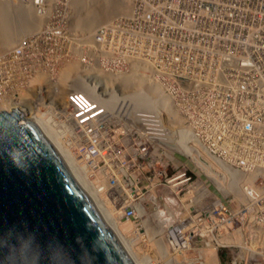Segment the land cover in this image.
<instances>
[{
  "label": "built area",
  "instance_id": "obj_1",
  "mask_svg": "<svg viewBox=\"0 0 264 264\" xmlns=\"http://www.w3.org/2000/svg\"><path fill=\"white\" fill-rule=\"evenodd\" d=\"M126 1L128 13L101 25L87 39L70 30L71 0H40L46 10L39 14L44 11L47 22L34 41L26 38L18 48L23 45L28 51L43 43L42 49H48L47 36L60 35L58 49L64 47L70 57L96 72L123 76L144 67L141 73L166 87L180 83V91L170 99L182 119L180 128L160 109H139L145 111L138 116H144L147 125L126 122L99 102L92 105L91 109H99L92 115L83 107L94 100L74 91L69 96L72 135L89 161L99 157L95 169L153 264H161L162 258L149 241L165 238L180 253L197 254L195 264H202V250L211 245H218L219 252H231L226 264L235 257L237 264H264V231L258 232L264 229V165L257 167V160H264V109L254 110L252 100L264 97V80L259 83L264 75V0ZM57 58L34 66V77L23 85L36 79L40 69L53 74L62 65V54ZM213 85L220 93L213 92ZM200 87L204 93L198 92ZM7 88L1 93L8 94L11 88ZM218 101L228 106L242 102L237 113L250 110L261 118L229 114L233 119L211 127L207 116ZM88 113L98 118L80 125L77 119ZM225 122H236L234 134L224 133ZM184 131L190 135L184 137ZM243 137L251 140L241 146ZM121 155H125L123 166ZM137 219L138 229L132 227ZM148 227L157 233L150 234ZM239 238L245 248L231 247ZM223 241H231L229 247ZM164 258L163 264H182L173 256Z\"/></svg>",
  "mask_w": 264,
  "mask_h": 264
},
{
  "label": "water",
  "instance_id": "obj_2",
  "mask_svg": "<svg viewBox=\"0 0 264 264\" xmlns=\"http://www.w3.org/2000/svg\"><path fill=\"white\" fill-rule=\"evenodd\" d=\"M0 112V264H153L72 133Z\"/></svg>",
  "mask_w": 264,
  "mask_h": 264
},
{
  "label": "bare ground",
  "instance_id": "obj_3",
  "mask_svg": "<svg viewBox=\"0 0 264 264\" xmlns=\"http://www.w3.org/2000/svg\"><path fill=\"white\" fill-rule=\"evenodd\" d=\"M45 1L46 0H44V2ZM47 1H49V0H47ZM88 1H90V0H79V5L77 6V10L79 13H77V15H75L74 5L78 1L74 0V3H73L71 0L70 7H69L71 10V21H70V25H69L70 30L78 32L77 29H75L73 27V19L75 17L76 18L75 19V25L77 27H79V30L84 32V34L78 32V35H80L82 38L88 39L95 32V31H92V28L94 25V24H91L94 21L93 20L91 22L92 19H96L93 23H97V22H100V20L104 21L106 19L111 18L112 16H114L115 12L117 13L119 11V13H120V11L124 12L126 10V8L124 10L123 6L121 5V2H122L124 7H126L125 6L126 4L123 2V0H92L91 1V3L93 2L92 4H90V3L88 4ZM25 2L26 1L22 0V2H20V4L17 3L16 6L17 7H20V6L25 7L26 12H25V10H23L21 12H16L15 11V9H17L16 6H11V4L9 2H6V1H4V2L0 1V49L3 50V48L15 46V43L18 41L20 35L22 33L26 32L28 30V28H33L34 30L35 29L38 30L41 27V25L43 24L42 20L45 19V14H44V11L39 14V11L45 9V7H44V5H41L40 0H39V4H35L36 0H29L28 1L29 3H25ZM15 3H16V1H15ZM29 7L35 11L38 18H33L34 15L31 13V11H29ZM41 14H43L44 16ZM116 15H118V14H116ZM37 21H39L40 24L39 23L37 24L36 23ZM44 23H45V21H44ZM101 25H103V24H100L98 26V28ZM81 28H83L84 30ZM36 33L37 34H35V35H38V32H36ZM109 33H110V31H109ZM35 47H37L39 50L42 49V45L35 44ZM18 49L23 52L22 55H24L25 53H28V51L26 50V48L23 45H21L20 48H16V50H18ZM184 55L189 56V54H184ZM3 56L4 55H0V58H2ZM18 58H20V56ZM181 58H183V56ZM248 62H250V60H247L245 63H248ZM17 63H19V62H17ZM2 64L3 63L0 62V65H2ZM79 64L83 65L80 62H79ZM79 64H77L76 62H71L68 65L66 64L67 67L65 66L64 70L62 72H60L61 74L59 73L58 78L56 79L57 80L56 84H50L49 83L50 78L48 76H47L48 78L46 76H43V75L40 78L37 77L38 79L37 78L36 79L38 80L39 83H44V82L49 81L48 87L45 86L46 88L44 87V89H41L42 91H41V93H39L41 97L39 96L40 98L39 97L37 98V100H39V101L33 100V102H32V101H29V99H24V97L23 98L22 97H16V98L10 97L9 101H4V100L0 99V111L3 112L5 110H7V111L11 112V111L15 110L16 108L22 109L27 114L26 118L32 119L37 111L45 110V111L49 112V110H51V108H52V106H50L51 104L46 106V104H49V101H50V100L48 101L47 98L50 97V98H53L52 100H54V103L57 106V107H54L53 109L57 110L59 108L61 110V111H59L58 116L60 117V120L63 123V127L65 129H67L69 132L72 131L74 133V125L71 123V120H74V118H72V113L74 115V112H73V109L71 111L69 101L66 102L68 94L64 90V89L68 88V89H71L72 92H74V91L80 92V93L82 92V93L86 94L88 97H90L92 100H94V102H92L89 106H86V107H83L82 104H80L83 107L84 111H92V112H90L92 115L94 113H97L99 110L98 108L91 109L92 105L94 106L95 103L99 102L100 104L101 103L104 104L103 107L105 109H107L109 111V113L110 112L114 113L116 116L121 111L122 112L119 115L122 116L123 112H124V117H125L126 122H129L130 120L134 119L136 122L141 121L142 123L147 125V120L144 119V116H138V113H142L145 111H142L139 109H147V110L160 109L162 111H165L168 114V116L170 117L171 123H173L176 126H178L179 124L182 125V119H181V117L178 116V114L176 112V108L172 104V101L170 100L171 98L175 97L174 95L176 93H178L180 91V87H179L180 83L176 82L173 87H171V86L166 87V84L163 85L162 83H159L158 81L156 82L152 78L151 75H149V74L147 75L146 73H141L140 71H142L143 69H146L144 67H142L140 69L135 68L133 70V72L131 74H128V75L122 76V74H121V75L109 76V75L101 74L100 72H96L95 69L84 65L83 67L89 68V70L91 71L87 75L84 74V76H85L84 77L81 75H77V74H80L79 72L81 69V66H79ZM190 65L194 66V64H191V63H190ZM226 66H229V65H226ZM194 67H197V66H194ZM18 68L24 70V68H26V67L23 66V67H18ZM2 69H0V83L2 82L1 79H3ZM224 69H226V68H224ZM85 72L88 73V71H85ZM229 73H227V76ZM92 75L95 77H93ZM129 75H132V76L137 75V77H139L141 80H143L141 77L144 76L152 82L151 83L149 81L150 85H154V86L157 85V86H155V87L150 86V90L149 91L147 90L148 92L145 93L143 91V89H145L147 82L144 80L145 84L142 82L141 83L140 82L135 83V82H133V79ZM127 76H129V77H127ZM124 77H126V78H124ZM17 79H19L18 76L12 81V83L18 82ZM99 79H101V81ZM263 80H264V75H261L259 83H261ZM109 81H112L113 83L115 82L121 86H125L126 89H128L129 86H131L136 91H140V95H138L139 97L126 98L127 100L131 99V102L129 104H131L133 102L134 105L133 104L132 105L134 107H132L131 105H128V103H126V105H127L126 106L124 100L122 99L124 102V104H123L121 102L122 100H119V98L117 97V95L115 94L114 91L110 94V97L106 96L107 95L106 92H105V95L103 94L100 96L98 94V92H97L98 87L97 86H101L104 88L108 87L109 83L107 84V82H109ZM91 82H92V84H91ZM101 82H103V84ZM6 83L7 82H5L3 84H6ZM96 83L98 85H94ZM100 84H102V85H100ZM113 86L114 85H112V86L110 85L109 87L112 88ZM158 86H160V89L164 90L163 94L160 93L158 95V93H156V91L158 92V89H159ZM148 87H149V85H148ZM4 89L5 88H3V87L0 88V97H4L3 96L4 94L1 93V90L4 91ZM112 89H114V88H112ZM120 89H122V91H123L121 96L128 94L127 92L124 91L123 88H120ZM211 89L213 90L214 93H220L218 91L217 86H215V85H213ZM106 91L108 93V91H110V90H106ZM153 92H155L156 94H153ZM198 92L204 93L201 87L199 88ZM156 95H158V97ZM4 98H6V97H4ZM105 98L107 99L106 103H104ZM144 98L148 99L151 106H148V105L142 106L141 105L140 107H138V104H140L141 100ZM68 99H69V97H68ZM166 100H168L169 102H167ZM206 100H208V99H206ZM252 100L256 103V106H253V109L262 112V109H264V97L259 96L255 99H252ZM119 103H122V105L125 106L123 108V110H122V107L120 108ZM223 103H224L223 101H218L216 103V106L214 104L211 105L213 113H211V116H207V119L209 121V125L211 127H213L217 123V121L224 122L225 121L224 119H233V118H231V116H229V114H236L237 111L240 110V106L242 104V102L230 103L228 106V103L227 104H223ZM243 104H244V106H247L246 102H243ZM118 106L120 108V111H118V113H117L116 108ZM218 106H222L223 110L215 109V107H218ZM90 113H88L86 116H82L81 118L77 119L80 125H84L85 123L96 120L98 118V116L92 117V115ZM89 117H91V118H89ZM237 117H239L241 119L242 118H244V119L250 118L251 120L253 119L255 121H258L261 118V116L259 114L253 113L250 110L248 112L247 111H239L237 113ZM214 121H215V123H213ZM66 122L67 123L69 122V124H71L73 126V128H69ZM156 122L159 124V120H157V118H156ZM235 123L236 122H234L233 125H232V123H228V122L223 123L224 133L225 134H228V133L234 134V132L236 130V128H235L236 124ZM180 125L178 128H180ZM238 127H239V130L237 132L240 135L241 132H243V130L240 127V125H238ZM129 128L131 129L132 127L129 126ZM189 135L190 134L188 132L184 131V137H188ZM239 135H238V137H240ZM233 138L235 140L238 139L235 135ZM249 140H251V139H249V137H243L240 140V145L244 146L247 143V141H249ZM231 141H233V140H231ZM112 156L114 157V153L112 154ZM124 156L125 155H121L119 157L120 164H121L120 166H123V164L125 163ZM109 158H110V156H109ZM97 159H99V157L98 158H96V157L90 158L91 164L94 167L96 165ZM261 163H263V165H264V160H260V161L257 160V167ZM113 169H114V173L116 175L120 174L119 173L120 170L118 171V167H114ZM120 213H122V211L115 214L114 215L115 217H113V218L115 219L118 216H120L121 215ZM139 222L140 221L137 219V221H135L133 223L132 227L138 229L139 228ZM129 225L131 226V224H129ZM137 229H135V230H137ZM155 230L156 229L151 228V227L147 228V231L150 234H156L157 232ZM262 231H264V229H259L258 232H262ZM145 236H148V234L145 233ZM263 240H264V238H263ZM230 242L227 241V243H226L225 241H223V244L226 243L225 245L227 247H229L228 244ZM252 242L254 243V240ZM234 243L235 244L231 243V247H233V248H238V247L240 248V246L245 248V246H246L245 241L242 238L241 239L239 238L237 240L235 239ZM149 244L154 246L155 255H156V252L157 253L160 252V258H162L163 262H165V260H166L164 257L173 256L174 258H177L178 261L182 264H195L196 263V258H197L196 255L197 254H194L193 256H191L188 251H184L183 253H180V251L176 250L177 248L174 245H171L170 241L167 242L166 238H165V240L162 239L161 241L150 240ZM217 247H218V245H213V246L211 245V246L202 250V254H203L202 264H222L221 259H220L219 249ZM260 247H261V245H260ZM172 252H177V256L172 254ZM245 252H246V250L242 249V253H245ZM260 254H261V252H260ZM242 255H244V254H242ZM246 257H248V256L246 255ZM230 263L231 264H237L238 259L235 257L232 259V261ZM161 264H163V263L161 262Z\"/></svg>",
  "mask_w": 264,
  "mask_h": 264
},
{
  "label": "rangeland",
  "instance_id": "obj_4",
  "mask_svg": "<svg viewBox=\"0 0 264 264\" xmlns=\"http://www.w3.org/2000/svg\"><path fill=\"white\" fill-rule=\"evenodd\" d=\"M0 1L9 2L11 4V6H16L17 3L20 4V2H22V0H13L14 2L12 0H0ZM15 1H16V3H15ZM24 1H26L25 3H29L28 2L29 0H24ZM52 1H54V0H49V2H52ZM75 1H78L74 5V7H75L74 8L75 15H77V13H79L78 10H77V6L79 5V0H75ZM91 1L92 0L88 1V4L89 3L92 4L93 2L91 3ZM72 2L74 3V0H72ZM123 2L126 4L125 5L126 7H124V5L121 2V5L123 6V9L125 10V8H126V10L124 12L123 11H120V13H119V11L117 13L115 12L114 13V16H112L111 18L106 19L104 21L103 20H100V22H97V23H93L96 19H92L91 22L93 20L94 21L91 24H94L95 25V26L93 25L92 31H95L100 24H104V23L110 21L111 19L115 18L116 16L124 15V14L128 13L130 11V4L126 0H123ZM23 10H25V12H26L25 7H21V6L20 7H17V9H15L16 12H21ZM29 11H31V13L34 15L33 18H38L37 15H36V13H35V11L32 8L29 7ZM116 14H118V15H116ZM75 19L76 18L74 17V19H73V27L75 29H77L78 32L84 34V32H82L81 30H79V27H77L75 25ZM42 21H43V24L41 25L40 28H42L44 26V24L47 22V20H46V22L44 23L45 19H43ZM36 23L37 24L38 23L40 24L39 21H37ZM39 29L38 30H36V29L34 30L33 28H28V30L26 32H24V33H22L20 35L18 41L15 43V46L3 48V50L0 49V55H4L2 58H0V62L3 63L2 65H0V69L3 68L2 69L3 79H1V81H8L12 77H17V76L19 77V80L17 79L18 82H16V83H12V82L11 83L10 82H7L6 84L0 83V88L3 87V88H6V90L8 89L7 87L11 88L8 94L3 95L6 98L0 97L1 100L9 101L10 100L9 99L10 97H15V98L16 97H22V98L24 97V99H29V101H32V102H33V100L39 101V100H37V98L40 96L39 93H41V91H42L41 89H44L45 86L48 87L49 83L50 84H56L57 83V80L56 79L58 78L59 73L64 70L66 64L68 65L71 62H76L77 64H79V62H77L75 60L76 58H72V57L69 56V55H71V53L69 51H67L64 47H61L60 49H58L59 48V45H58L59 42L60 41L62 42V37L60 35L58 36V35H54V34H49L47 36V39L45 41V44L48 45V47H51L52 49L51 48H48V49L39 50L37 47H33V49L28 50V53H25L24 55H22L23 52L21 50H19V49L16 50V48H18L19 45L26 38L29 41H34L35 38H36V36H37L35 34H36V32L39 31ZM81 29H83V28H81ZM34 35H35V37H33ZM66 42H67V45H70L68 48L72 47V43L68 39L66 40ZM28 45H29V43H28ZM60 54H62V65H60L55 70V72L53 74L52 73H50V74L49 73H45L44 71H42V69H40V74L38 75V78H40L42 75L43 76H46V77L48 76L50 78L49 79L50 82L47 80L49 83L48 82L39 83L38 80H37L38 78H37V79H34V81H32L33 80L32 79L29 82V84L23 85L25 81H26V83H28L30 77H32V76L34 77V72L36 71V68L34 66L39 65V64H42V63H46V62L51 61L53 59H59V58H57V56L60 55ZM19 56H20V58H18ZM17 62H19V63H17ZM17 66L18 67L25 66L26 68H24V70H22V69L18 68ZM79 66H81V69H80V72H79L80 74H77V75L84 76V74L87 75V74H89L91 72L89 70V68L83 67V65H81V64H79ZM85 71H88V73L85 72ZM24 73L27 74L26 76H28V78H26V76H23ZM129 76H131V78L133 79V82H135V83L136 82H140V83L142 82V83L145 84V81L147 82L145 89H143V91L145 93L150 90V86L151 87L157 86V85H155V86L154 85H150V82L151 81L148 78L144 77V76L141 77L143 80H141L139 77H137V75H133V76L132 75H129ZM129 76H127V77H129ZM124 78H126V77H124ZM101 83L103 84V82H101ZM108 83H109L108 87H105V88L104 87H101V86H97L98 87L97 88L98 89L97 92H98V94L100 96L103 95V94L105 95V92H106V94H107L106 96H109L110 97V94L114 91L115 94L117 95V97L119 98V100H122V99L124 100L125 105H126V103H128V105H131L132 107H134L133 106L134 105L133 102L131 104H129L131 102V99L127 100L126 98L139 97L138 95H140V91H136L131 86H129V88L127 87L128 89H126L125 86L118 85L117 83H115V82L113 83L112 81L107 82V84ZM91 84H92V82H91ZM102 84H100V85H102ZM147 84L149 85V87H148ZM94 85H98V84L96 83ZM110 85L111 86L114 85L112 87L114 89L110 88L109 87ZM158 87H159V89L157 88L158 89V92L155 90L156 93H158V95L160 93L163 94L164 93V90L163 89H160V86H158ZM120 88H123L124 91L127 92L128 94H125V95L121 96V94H122L123 91ZM64 90L68 94L67 101H66V102H68L69 101L68 97L70 96V94L72 93V91H71V89H68V88H66ZM106 90H110V91H108V93H107ZM156 93L153 92V94H156ZM158 95H156V96L158 97ZM49 98H47L48 101L50 100L49 101V104H46V106H48V105L51 104L50 106H52V108H51V110H49V112L52 113L59 122H61L60 117L58 116L59 111H61V110L59 108L57 110L56 109H53L54 107H57V106L54 103V100H52L53 98H50V99ZM106 100L107 99L105 98V102L104 103L107 102ZM123 100L121 102L124 104ZM166 101L169 102L168 100H166ZM122 103H119V105H120V108L122 107V110H123V108L125 106L122 105ZM141 105L142 106H147V105L148 106H151V104L149 103V101H148L147 98L142 99L141 102H140V104H138V107H140ZM120 108H119V106L116 108L117 109V113H118V111H120ZM215 109L223 110L222 109V106L215 107ZM118 115H117V117H118ZM122 117H124V112H123V115L120 116L119 118H122ZM62 125H63V123H62ZM67 125H68L69 128H73V126L71 124H69V122L67 123ZM71 133H73V132L71 131ZM120 214H122V213H120ZM150 246L152 247L151 249L154 252V246L153 245H150ZM219 253H220V259H221L222 264H226L227 262L230 261V258H231V252L230 251H220ZM156 256L157 257H160V252L159 253L156 252ZM159 262L160 263L161 262L162 263H165L162 260L161 261L159 260Z\"/></svg>",
  "mask_w": 264,
  "mask_h": 264
}]
</instances>
